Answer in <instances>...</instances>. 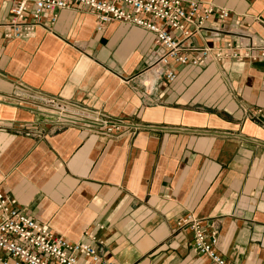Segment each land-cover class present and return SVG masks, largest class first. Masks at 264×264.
I'll use <instances>...</instances> for the list:
<instances>
[{
	"label": "crops",
	"instance_id": "0c3cea01",
	"mask_svg": "<svg viewBox=\"0 0 264 264\" xmlns=\"http://www.w3.org/2000/svg\"><path fill=\"white\" fill-rule=\"evenodd\" d=\"M182 1L229 12L189 38V57L204 45L264 47V0ZM9 10L0 0V24ZM96 27L78 6L53 25L43 19L30 39H6L0 27V193L116 264H215L177 229L188 214L216 232L225 262L264 264V58L169 61V83L153 66L161 52L150 32L119 21ZM48 97L138 130L61 129L35 109Z\"/></svg>",
	"mask_w": 264,
	"mask_h": 264
},
{
	"label": "built area",
	"instance_id": "2783aa9c",
	"mask_svg": "<svg viewBox=\"0 0 264 264\" xmlns=\"http://www.w3.org/2000/svg\"><path fill=\"white\" fill-rule=\"evenodd\" d=\"M10 4L9 18L0 24L6 39H30L43 19L53 25L59 11L78 6L96 16V30L102 32L105 24L123 22L150 32L161 52L153 66L159 79L176 81V74L164 67L169 61L182 65L203 66L205 62L224 59L260 61L264 47L250 44L238 52L231 42L224 47L207 45L194 48L200 56L189 57L185 43L201 32L209 18L216 15L220 21L228 18L226 9L200 5L182 0H4ZM29 17V18H28ZM35 109L49 115L55 125L81 127L103 136L134 134L137 125L123 119L103 115L85 106L53 97L42 98ZM260 113V111H259ZM264 115V113H263ZM179 231H188L192 250L208 257L215 264H229L214 250L218 237L214 230L208 233L197 217L188 214L176 223ZM0 264H116L102 255L100 247L91 242L66 241L47 225L26 213H21L16 200L0 193Z\"/></svg>",
	"mask_w": 264,
	"mask_h": 264
},
{
	"label": "bare ground",
	"instance_id": "6f19581e",
	"mask_svg": "<svg viewBox=\"0 0 264 264\" xmlns=\"http://www.w3.org/2000/svg\"><path fill=\"white\" fill-rule=\"evenodd\" d=\"M156 70V69H155Z\"/></svg>",
	"mask_w": 264,
	"mask_h": 264
}]
</instances>
